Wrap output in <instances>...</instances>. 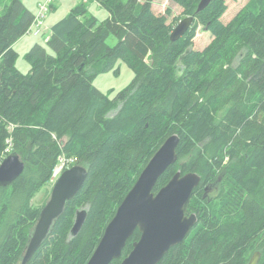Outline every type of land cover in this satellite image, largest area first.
I'll return each mask as SVG.
<instances>
[{
  "label": "trees",
  "instance_id": "trees-1",
  "mask_svg": "<svg viewBox=\"0 0 264 264\" xmlns=\"http://www.w3.org/2000/svg\"><path fill=\"white\" fill-rule=\"evenodd\" d=\"M6 1L0 8V163L16 152L25 168L0 187V264H22L42 209L33 198L61 158L66 168L88 167L89 175L27 264H86L142 170L175 133L178 160L154 191L177 170L199 173L186 206L198 221L158 264H249L257 252L264 264V0H245L236 11L228 0H212L200 13L201 0H172L183 16H195L176 41L174 22L156 13L153 0H88L104 17L78 2L37 36L26 54L27 73L16 65L14 45L28 33L35 10L24 0ZM200 25L212 40L195 49ZM120 60L133 69L132 81L115 95L103 92L94 79L119 73ZM81 208L87 218L73 236ZM140 235L137 229L110 264L128 255Z\"/></svg>",
  "mask_w": 264,
  "mask_h": 264
},
{
  "label": "water",
  "instance_id": "water-1",
  "mask_svg": "<svg viewBox=\"0 0 264 264\" xmlns=\"http://www.w3.org/2000/svg\"><path fill=\"white\" fill-rule=\"evenodd\" d=\"M212 0H201L197 13ZM195 16L181 19L171 32V40L181 38L192 26ZM178 134L170 135L151 157L133 187L117 208L105 228L97 247L86 264H110L123 255L128 240L138 229L140 238L133 242L128 255L116 264H158L169 250L180 244L198 221L196 213L187 214L186 206L201 176L195 171L177 170L167 184L157 192L154 187L161 175L178 160ZM25 168L21 156L12 152L0 163V187L17 179ZM89 175L88 167L75 164L64 169L55 181L50 199L42 207L22 257L27 264L52 232L55 223L64 213L67 203L80 191ZM208 189V188H207ZM88 211L77 210L71 234L82 229ZM260 252L254 254L249 264H258Z\"/></svg>",
  "mask_w": 264,
  "mask_h": 264
},
{
  "label": "rangeland",
  "instance_id": "rangeland-1",
  "mask_svg": "<svg viewBox=\"0 0 264 264\" xmlns=\"http://www.w3.org/2000/svg\"><path fill=\"white\" fill-rule=\"evenodd\" d=\"M24 1L32 9L36 10L38 3L43 0H24ZM84 1L87 2L92 13L100 17H104L106 11H104L101 7L95 4V2L88 0H55L53 3L54 8H51V10L47 14V18H46L47 25L48 24L52 25V23L64 17L74 4ZM6 2H7L6 0H0V8L3 7L6 4ZM228 2H229V7H231L230 8L231 11H233L235 9H238V7H240L241 4L243 5L245 0H228ZM152 5H153V9L156 11L157 14L168 15V21L174 22L175 26L178 24V22L181 19L187 16V15L183 16L184 15L183 7L173 2L172 0H153ZM169 7L171 8L170 14L167 13V8ZM224 17L227 19V12ZM48 32L49 29L45 31L46 34ZM39 40L41 39H38L37 36L27 33L25 36L19 39L14 45L15 49L18 51L19 54L16 65L17 67L20 68V70H22L25 73H27L31 68L30 63L26 59V54L30 51L32 45ZM211 40H212V35L210 31L206 30L204 26L200 25L194 37L193 47L195 49H203L207 44H209ZM116 42H117V38L114 35H111L108 38V43L110 45H114ZM117 67L120 70L119 73H115V70H111L107 73H101L94 79L93 83L103 92L106 93L109 92L111 95H115L118 91L126 87L132 81L135 75L133 69H131L125 62L121 60L118 62ZM61 167L62 169L60 173L57 174L56 177H54V173H53L51 180L43 187H41V189L36 193L32 201L34 206L43 207L50 199L52 188L55 181L57 180L61 172L64 170V168L66 169L64 158H61L60 162L58 163L54 171H56L58 168ZM215 192H210V193L211 195H213L215 194Z\"/></svg>",
  "mask_w": 264,
  "mask_h": 264
},
{
  "label": "built area",
  "instance_id": "built-area-1",
  "mask_svg": "<svg viewBox=\"0 0 264 264\" xmlns=\"http://www.w3.org/2000/svg\"><path fill=\"white\" fill-rule=\"evenodd\" d=\"M54 1L55 0H43L38 3L37 9L35 12V18H34V21L30 29L28 30V33L33 34L35 36H39L48 29L46 25V18H47L48 12L51 10V6L54 3ZM66 162L67 161L64 158L65 167H66ZM61 169L62 167L54 171V177H56L57 174L60 173Z\"/></svg>",
  "mask_w": 264,
  "mask_h": 264
},
{
  "label": "crops",
  "instance_id": "crops-1",
  "mask_svg": "<svg viewBox=\"0 0 264 264\" xmlns=\"http://www.w3.org/2000/svg\"><path fill=\"white\" fill-rule=\"evenodd\" d=\"M36 9H37V8H36ZM35 12H36V10H35ZM52 24H53V23H52ZM46 25H47V23H46ZM47 27H48V29H50L51 25L48 24Z\"/></svg>",
  "mask_w": 264,
  "mask_h": 264
}]
</instances>
